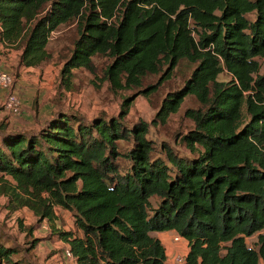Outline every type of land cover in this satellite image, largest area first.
Here are the masks:
<instances>
[{
	"label": "trees",
	"instance_id": "1",
	"mask_svg": "<svg viewBox=\"0 0 264 264\" xmlns=\"http://www.w3.org/2000/svg\"><path fill=\"white\" fill-rule=\"evenodd\" d=\"M69 22L66 86L74 69L94 73L96 55L109 59L110 91L145 97L181 61L193 65L151 121L165 124L193 96L200 106L184 111L193 127L179 139L192 156L157 145L146 121L127 124L130 95L116 117L57 111L36 132L0 123L11 208L49 221L56 207L70 212L75 230L54 232L73 264H170L152 234L166 230L187 242L184 264H264V0H0V42L19 50L20 66L49 60L51 34ZM17 252L0 235V264H32Z\"/></svg>",
	"mask_w": 264,
	"mask_h": 264
},
{
	"label": "rangeland",
	"instance_id": "2",
	"mask_svg": "<svg viewBox=\"0 0 264 264\" xmlns=\"http://www.w3.org/2000/svg\"><path fill=\"white\" fill-rule=\"evenodd\" d=\"M74 34L75 22L61 25L51 34L47 44L50 59L28 71L17 65L15 48L6 49L2 53L0 44V71L13 77L14 82L10 90L15 92L20 102L16 112L6 111L3 109V101L8 92L0 90V123H4L11 130L36 132L57 111L76 114L88 121L99 115H104L105 118L116 117L123 98L130 95L133 101L124 119L127 124L138 120L146 121L149 123L147 135L157 145L162 142L169 143L179 154L192 156L179 139L180 135L193 127V122L184 115V111L200 106L193 96H186L178 111L171 114L165 124H152L151 121L161 99L168 91L182 85L193 65L185 60L181 61L169 79L165 80L156 92L145 97L138 94L136 89L115 93L110 91L108 83L101 79L109 59L96 55L92 57L94 73L84 68L74 69L69 85L66 86L62 83L60 69L71 48V38ZM7 53L10 55H6ZM258 61L259 73L263 74L264 58H258ZM158 77L159 74L149 76L144 85L154 83ZM228 79L226 72L218 76V80ZM2 185L11 189L15 187V182L10 176L0 173V186ZM10 193L9 189L7 193H0V235L6 244L18 249L12 258H24L32 264H73L71 255L67 253V244L54 232V229L75 230L71 213L56 207L52 220H41L27 207L11 208L14 201H11ZM160 236L168 261L183 264L182 261L177 262L176 258L184 255L186 243L178 236ZM255 240L256 235H253L246 238V243L254 247ZM33 241H36L35 244Z\"/></svg>",
	"mask_w": 264,
	"mask_h": 264
},
{
	"label": "built area",
	"instance_id": "3",
	"mask_svg": "<svg viewBox=\"0 0 264 264\" xmlns=\"http://www.w3.org/2000/svg\"><path fill=\"white\" fill-rule=\"evenodd\" d=\"M13 82H14L13 77L9 73L0 71V90H4L8 92L6 98L3 101V109L9 112H16L20 103L15 92L10 90V88L13 85ZM67 253L68 255H70L69 251H67ZM176 261L177 262L182 261L184 264L183 256L177 257Z\"/></svg>",
	"mask_w": 264,
	"mask_h": 264
},
{
	"label": "crops",
	"instance_id": "4",
	"mask_svg": "<svg viewBox=\"0 0 264 264\" xmlns=\"http://www.w3.org/2000/svg\"><path fill=\"white\" fill-rule=\"evenodd\" d=\"M0 44H1V48H2V53L4 52V51H6V49H10V50H12L11 48L12 47H10V46H8V45H6V44H4V43H2V42H0ZM3 45L4 46H6V47H3ZM16 51H17V57H16V63H17V65L21 68V69H24L25 71H28V70H30L31 68H33V67H24V66H20L19 64H18V54H19V50H17L16 49ZM6 55H10L9 53H7ZM154 233V234H153ZM152 234L153 235H155V236H157V237H159L160 239H162L161 238V236L160 235H164V234H166V235H168V236H170V237H175V236H179L174 230H166V231H162V232H153ZM180 237V236H179ZM180 239L181 240H183L185 243H186V251L184 252V255L186 254V252H187V249H188V247H187V242L182 238V237H180ZM167 261H168V259H167ZM170 264H174L173 262H171V261H168Z\"/></svg>",
	"mask_w": 264,
	"mask_h": 264
}]
</instances>
